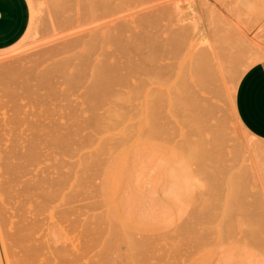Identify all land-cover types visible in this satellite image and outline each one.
<instances>
[{"label": "rangeland", "instance_id": "374dc122", "mask_svg": "<svg viewBox=\"0 0 264 264\" xmlns=\"http://www.w3.org/2000/svg\"><path fill=\"white\" fill-rule=\"evenodd\" d=\"M84 1L28 0L0 50L1 264H264V141L234 108L264 61V0Z\"/></svg>", "mask_w": 264, "mask_h": 264}, {"label": "crops", "instance_id": "0c3cea01", "mask_svg": "<svg viewBox=\"0 0 264 264\" xmlns=\"http://www.w3.org/2000/svg\"><path fill=\"white\" fill-rule=\"evenodd\" d=\"M30 18L28 0H0V50L21 41L30 25ZM234 108L243 128L264 141V61L253 64L241 78Z\"/></svg>", "mask_w": 264, "mask_h": 264}, {"label": "bare ground", "instance_id": "6f19581e", "mask_svg": "<svg viewBox=\"0 0 264 264\" xmlns=\"http://www.w3.org/2000/svg\"><path fill=\"white\" fill-rule=\"evenodd\" d=\"M71 1H74V0H71ZM76 1L80 4V6H85V1H84V0H83V1H81V0H80V1H79V0H76ZM90 1H91V0H90ZM92 1L95 2L94 0H92ZM99 1H101V0H99ZM80 2H81V3H80ZM83 2H84V3H83ZM87 2H89V0H87L86 3H87ZM75 3H76V2H75ZM95 3H96V2H95ZM95 3H92V2H91V5H92V4L94 5ZM107 3H109V0H108V2H107V1L105 2V1H104V4H107ZM79 4H78V6H79ZM81 4H82V5H81ZM98 5H100V3H99ZM80 6H79V7H80ZM87 6H88V5H87ZM94 6H95V5H94ZM93 8H94V9L96 8L95 10H97V6H95V7H93ZM98 9H99V6H98ZM106 9H107V8H106ZM104 10H105V9H104ZM107 10H109V9H107ZM100 11H101V10H100ZM80 12H81V11H80ZM82 12H84L85 14L89 13L87 10L85 11L84 9H82ZM92 12H93V11H92ZM107 13H108V12H107ZM82 14H83V13H82ZM102 14H103V12H102ZM77 16H78V15H77ZM81 17H82V16H81ZM87 17L89 18V15H88ZM102 17H103V16H102ZM93 18H94V17H93ZM96 18H98V17H96ZM152 18H153V17H152ZM74 19H75V18H74ZM82 19L84 20V18H82ZM82 19H81V20H82ZM207 19H208V18H207ZM75 20H76V19H75ZM147 20H148V19H147ZM155 21H156V20H155ZM75 22H76V21H75ZM81 22H82V21H81ZM92 22H94V20H93ZM97 22H98V21H97ZM84 23H85V21H84ZM84 23H83V24H84ZM195 23H196V22H195ZM86 25H87V24H86ZM144 25H145V24H144ZM157 25H160V24H157ZM74 26H75V25H74ZM78 27L81 28V26H78ZM86 27H87V26H85V28L82 27L81 29H83V31L85 32V34H86V33H90V32H88V30H86ZM92 27H93V25H92ZM100 28H101V27H100ZM75 29H76V31H77V30H80V29H78L77 27H76ZM88 29H89V28H88ZM96 29H97V28H94V31H95ZM119 29H120V28H119ZM121 29H123V28H121ZM92 30H93V29H92ZM157 30H158V29H157ZM83 31H82V32H83ZM94 31H93V32H94ZM97 31H98V30H96L95 32H97ZM120 31H121V30H120ZM124 31H125V33H126V29H124ZM124 31H123V32H124ZM84 32H83V35H84ZM77 33H78V32H76V33L74 32L75 35H76ZM79 33H80L79 36H83V35L81 34V32H79ZM79 33H78V34H79ZM117 33H119V31H118ZM156 33H157V32H156ZM109 34H110V33H109ZM109 34L106 35V36H107V37H106V40H107V38L109 37ZM111 34H112V32H111ZM119 34H120V33H119ZM97 35H99V33H98ZM123 35H124V34H123ZM152 35H153V33H152ZM155 35H156V34H155ZM157 35H158V34H157ZM79 36H77L78 39H79ZM84 36H85V35H84ZM84 36H83V37H84ZM94 36H95V35H94ZM110 36H111V35H110ZM112 36H113V35H112ZM112 36H111V37H112ZM119 36H120V35H119ZM125 36H126V35H125ZM149 36H150V35H149ZM158 36H159V35H158ZM86 37H87V36H86ZM98 37L101 38L100 36H96V39H97ZM120 37H121V36H120ZM122 37H124V36H122ZM122 37H121V38H122ZM153 37H154V36H153ZM117 38H118V37H117ZM117 38H115V41H117V40H116ZM128 38H129V39H128ZM128 38H125V39L122 38V39H124V40L127 39V42H128V41L130 40V37H128ZM134 38H135V37H134ZM134 38H133V40H132V38H131V40H130V44L133 43L134 41H138V40H139L138 38H137L138 40H137L136 38H135L136 40H134ZM140 38H141V37H140ZM142 38H143V37H142ZM156 38H157V36H156ZM74 39H76V38H74ZM83 39H84V38H83ZM119 39H120V38H119ZM70 40H71V39H70ZM79 40H80V39H79ZM81 40H82V39H81ZM92 40H93V38L91 39V43H92ZM109 40H110V38H109ZM109 40H107V42H106L104 45H107V43H108ZM82 41H83V40H82ZM94 41H95V40H94ZM94 41H93V42H94ZM97 41H98V40H97ZM99 41L101 42V40H99ZM99 41H98V43H99ZM110 41H111V40H110ZM120 41H123V40H120ZM120 41H119V40L117 41L118 44H119ZM141 41H142V40H141ZM146 41H147V40H146ZM68 42H69V41H68ZM76 42H78V41H76ZM76 42H75V44H76ZM124 42H125V41H124ZM144 42H145V41H144ZM164 42H165V41H164ZM166 42H168L167 39H166ZM213 42H214V40H213ZM86 43H87V42H86ZM86 43H85V45H87ZM96 43H97V42H96ZM103 43H104V42H103ZM110 43H113V41H111ZM125 43H126V42H125ZM136 43H137V42H135V43H133V44H136ZM151 43H153V42H151ZM155 43H156V42H155ZM160 43H161V42H160ZM160 43H159V44H160ZM73 44H74V42H73ZM93 44L95 45V43H93ZM118 44H117V45H118ZM122 44H123V47H124V46H125L124 43H122ZM122 44H121V45H122ZM128 44H129V43H128ZM128 44L126 43V46H128ZM133 44H131V45H133ZM137 44L140 45L141 42H140V44H139V43H137ZM147 44H148V43H147ZM162 44H163V43H161V45H162ZM167 44H168V43H167ZM89 45H90V46H88V47H90V48L87 47V50H90V49L92 48V46H94V45H91V44H89ZM164 45H165V44H164ZM164 45H163V46H164ZM70 46H71V45H70ZM77 46H78V45H76V47H77ZM79 46H80V45H79ZM81 46H82V45H81ZM81 46H80V47H81ZM154 46H155V44H154ZM65 47H66V46H65ZM71 47H72V46H71ZM71 47H69V45H68V48H71ZM94 47H95L96 50H97V47H96V46H94ZM121 47H122V46H121ZM148 47H149V46H148ZM150 47H151V46H150ZM214 47H215V46H214ZM68 48L66 47V50H65V51H67ZM95 48H92V51H90V54H91V52H93V51L95 50ZM103 48H104V47H103ZM154 48H155V47H154ZM122 49H123V48H122ZM155 49H157V48H155ZM172 49H173V48H172ZM74 50H75V46H74ZM127 50H128V49H126V51H125V49H124V51H125L126 53H127ZM120 51H121V49H120ZM84 52H85V51H84ZM97 52H98V50H97ZM121 52H122V51H121ZM134 52H135V51H134ZM140 52H141V51H140ZM162 52H164V51H162ZM165 52H166V51H165ZM207 52H208V51H207ZM67 53H70V52H67ZM88 53H89V51L87 52V54H88ZM122 53H123V52H122ZM123 54H125V53H123ZM162 54H164V53H162ZM200 54H201V53H200ZM202 54H203V53H202ZM83 55H84V53H82V57H81L82 59H84V58H83ZM101 55H102V54H101ZM177 55H178V54H177ZM91 56H92V55H91ZM125 56H126V55H125ZM197 56H198V55H197ZM71 57H72V56L69 57L68 61H70V63H71V61H72L71 65H73V63H74V61H75L76 59H73L74 57H72V58H71ZM84 57H85V56H84ZM88 57H90V56L88 55ZM108 57H109V56H108ZM110 57H111V56H110ZM70 58H71V59H70ZM76 58H77V57H76ZM90 58H91V57H90ZM148 58H149V57H148ZM150 58H151V57H150ZM150 58H149V59H150ZM206 58H207V57H206ZM72 59H73L74 61H73ZM79 59H80V58L78 57L77 60H79ZM82 59H80V60H82ZM85 59H87V60L89 61L88 58H85ZM85 59H84V60H85ZM170 59H171V58H170ZM201 59H202V58H201ZM219 59H220V58H219ZM80 60H79V62H80ZM84 60H82V61H83V64H84V66H85V64H86L85 61H86V60H85V61H84ZM104 60H105V59H104ZM146 60H147V59H146ZM204 60H206V59H204ZM82 61H81L80 63H82ZM92 61H93V60L89 61L90 64H92ZM224 61H225V60H224ZM84 62H85V63H84ZM89 62H88V63H89ZM154 62H158V61H154ZM209 62H210L209 60L203 62L201 68L199 67L200 65L198 66V65L196 64V65L198 66L197 69H199V68L202 69V70H200V69H199V70H196L197 72L199 71L198 74H197V75H198V79H202L201 74H202V72H204V74H202V76L204 75L205 77L203 76V79H202V80H204V79L207 80V81L204 82V83L202 82V83H203V86L201 85V86H202V89H203V90H204V89L206 90V91L204 90L205 92L208 91L207 89H209L210 84H211V85L213 84V81L216 82V81L213 79L214 76H211V74L213 75V72H212L213 69H212V68H211V70L209 69V68H210L209 64L211 63V62H210V63H209ZM148 63H149V62H148ZM150 63H152V61H150ZM59 64H60V63H59ZM90 64H89V65H90ZM212 64H213V63H212ZM220 64H221V63H220ZM68 65H70V64H68ZM79 65H80V66H79ZM213 65H215V64H213ZM221 65H222V64H221ZM59 66H61V64H60ZM81 66H83V65H81V64H77V65H76V64H75V67H76L75 69H77V67H80V69H81V68H82ZM86 66H87V65H86ZM86 66H85V67H86ZM101 66H102V65H101ZM103 66H105V65H103ZM161 66H162V65H161ZM168 66H169V65H168ZM172 66H173V65H171V67H172ZM194 66H195V65H194ZM217 66H218V65H217ZM224 66H225V67H224V68L222 67V68L227 70V68H226L227 66H226V65H224ZM70 67H71V66H70ZM169 67H170V66H169ZM213 67H214V66H213ZM96 68H97V67H96ZM102 68H104V67H102ZM105 68H106V67H105ZM174 68H175V67H174ZM54 69H55V68H54ZM98 69H99V68H98ZM100 69H101V68H100ZM169 69H170V68H169ZM171 69H173V67H172ZM102 70H103V69H102ZM161 70H162V68H161ZM215 70H216V68H215ZM217 70H218V69H217ZM78 71H80V70H78ZM96 71H97V70H95V72H96ZM98 71H99V70H98ZM183 71H184V69H183ZM200 71H202V72L200 73ZM210 71H211V73H210ZM221 71H222V69H221ZM104 72H105V69H104ZM218 72H219V71H218ZM101 73H102V72H101ZM105 73H106V72H105ZM167 73H168V72H167ZM180 73H181V71H180ZM50 74H51V73H50ZM98 74H99V73H98ZM95 75H96V74H95ZM181 75H182V78H184V77H183L184 73H182ZM28 76H29V75H28ZM209 76H210V77H209ZM41 77H42V76H41ZM43 77H44V76H43ZM45 77H46V76H45ZM200 77H201V78H200ZM212 77H213V78H212ZM219 77H220V75H219ZM48 78H49V77H48ZM209 78H211V79H209ZM42 80H43V79H42ZM42 80H41V82H42ZM48 80H49V79H48ZM48 80H47V81H48ZM179 80H180V79H179ZM205 80H204V81H205ZM208 80H210V81H209V82H210L209 85L206 84V83H208ZM38 81H39V80H38ZM211 81H212V82H211ZM185 82H186V81H185ZM237 82H238V81H237ZM26 83H27V82H26ZM39 83H40V81H39ZM202 83H201V84H202ZM111 84H112V83H111ZM111 84H110V85H111ZM24 85H25V84H24ZM39 85H41V84H39ZM183 85H184V84H183ZM204 85H206L208 88L205 87ZM30 87H31V86H30ZM30 87H29V91L31 92ZM203 87H204V88H203ZM210 87H211V86H210ZM22 88H23V87H22ZM206 88H207V89H206ZM23 89H25V88H23ZM211 89H212V92H213L214 89H213V88H211ZM14 90H15V89H14ZM17 90H18V89H17ZM186 90H187V89H186ZM29 91H28V92H29ZM112 91H114V90H112ZM30 92H29V94H30ZM32 93H33V92H32ZM213 93H214V92H213ZM98 94H100V93H98ZM112 94H113V93H112ZM182 94H183V91H182ZM214 94H215V93H214ZM10 95H11V94H10ZM30 95H32V94H30ZM176 95H177V93H176ZM16 96L18 97V95H16ZM110 96H111V95H110ZM180 96H181V95H180ZM184 96H185V95H184ZM184 96H183V97H184ZM185 97H186V96H185ZM13 99H15V98H13ZM180 99H181V98H180ZM184 99H185V98H184ZM209 99H210V98H209ZM205 100H206V98H205ZM16 101H17V100H16ZM16 101H15V102H16ZM185 101H186V100H185ZM206 101H207V100H206ZM209 101H210V100H209ZM209 101H207V102H209ZM13 102H14V101H13ZM183 102H184V101H183ZM210 102H211V101H210ZM210 102H209V103H210ZM176 103H177V102H176ZM181 103H182V102H181ZM177 105H179V104H177ZM206 105H207V104H206ZM210 105H212V104L210 103ZM181 111H182V110H181ZM181 111H179V112L181 113ZM183 113H184V112H182V115H183ZM186 113H187V112H186ZM184 116H185V115H184ZM236 117H237V116H236ZM186 118H187V117H186ZM94 123H95V122H94ZM45 130H46V129H45ZM219 130H220V129H219ZM40 131H41V130H40ZM49 132H50V131H49ZM46 133H47V132H46ZM59 134H60V133H59ZM59 134H58V136H59ZM43 135H44V133H43ZM47 135H49L48 137H50V134L47 133ZM60 135H61V134H60ZM63 135L66 136V134H63ZM45 136H46V134H45ZM51 136H52V135H51ZM65 136H63V137L65 138ZM59 137H60V136H59ZM41 138H42V137H41ZM46 138H47V137H46ZM55 138H56V137H55ZM55 138L53 137V139H55ZM61 138H62V137H61ZM61 138H60L61 143H63V142H62V139H63V138H62V139H61ZM53 139H51V140L53 141ZM65 139H66V138H65ZM1 140H2V139H1ZM12 140H14V139H12ZM33 140H36V137H35V139L33 138L32 141H33ZM55 140H56V139H55ZM55 140H54V142H55ZM16 141H17V140H16ZM56 141H57V142H55V143L58 144V141H59V140H56ZM63 141L65 142L66 140L63 139ZM0 142H2V141H0ZM13 142H14V144L16 143L15 141H13ZM66 142H67V141H66ZM11 143H12V142H11ZM31 143H32V142H31ZM31 143L29 142V144H31ZM0 144H2V143H0ZM2 145H3V144H2ZM15 145H16V144H15ZM27 145H28V144H27ZM34 145H35V144H34ZM59 145H61V144H60V141H59ZM62 145H63V144H62ZM12 146H13V145H12ZM16 146L18 147V144H17ZM16 146H14V147H16ZM35 146H37V145H35ZM35 146H34V147H35ZM32 147H33V145H32ZM32 147H30V148H32ZM9 148H11V147H9ZM2 149H3V148H2ZM33 149H34V148H33ZM37 149H38V148H37ZM37 149L35 148V150H33V151H35V155H36V153H37V152H36ZM11 150H12V151H10V149H9V151H10L11 153H10V152H8V153L6 152L7 154L10 153L9 156H7V161L4 162L3 160H6V159H4V158H3V160H2V161H3V166H4V163H5V166H6V167H4L3 169H5V172L8 170L7 174H8V173H9V175L11 174V175L9 176V178L7 177L8 180H9V179H12V180H9V184H8V186H7V187H9V188H11V187H10V186H11L10 183H12V182L14 183V182H15V181H14V178L12 177V175H13L12 173H14V169L16 168V166H15V167H12V166H11L10 163H12V161H10V163H8V162H9L8 159H11V160H12V157L10 158V155L13 153V151H14L15 149H11ZM21 150H22V148L20 149V147H19V151H20V152H22ZM27 150H28V152L30 151V149L26 148V151H27ZM262 150H263V149H262ZM31 151H32V150H31ZM263 151H264V150H263ZM4 152H5V151H4ZM17 152H18V151H17ZM28 152H26V153H28ZM260 152H261V150H260ZM22 153H23V152H22ZM22 153H21V154H22ZM212 153H213V152H212ZM214 153H215V152H214ZM15 154H16V153H15ZM15 154H14V155H15ZM21 154L18 152V153H17V156L19 155L18 157H20ZM24 154H25V153H23V155H24ZM32 154H33V153H32ZM215 154H216V153H215ZM23 155H21V158H20L19 160H18L17 157L15 158V156H14L13 158H15V160H18V162H19L20 160H22V156H23ZM25 155H26V154H25ZM25 155L23 156V158H28V157H29V158H32V156H31L30 153L27 154L28 157H26ZM35 155L33 154V156H35ZM257 155H258V154H257ZM4 156H5V155H4ZM8 157H9V158H8ZM5 158H6V157H5ZM33 159H35V157H34ZM219 159L221 160V158H219ZM30 160L33 162L32 159H30ZM30 160H27V162H29ZM214 160H215V159H214ZM214 160H213V161H214ZM220 160H219V161H220ZM31 161H30L29 163L32 164ZM18 162L15 163V164H16L17 166H19V168H20L21 165H20V163L18 164ZM25 162H26V161H25ZM214 162H215V161H214ZM29 163L27 164L28 166L31 165V164H29ZM12 165H13V163H12ZM22 165L24 166L25 164L23 163ZM1 166H2V165H1ZM25 166H26V165H25ZM17 168H18V167H17ZM17 168H16V169H17ZM22 168H23V167L21 166L20 171L22 170ZM6 169H7V170H6ZM17 170H18V169H17ZM17 170H15V172H17ZM27 170H28V169H27ZM3 172H4V171H3ZM23 172H24V171H23ZM23 172H22V173H23ZM18 173H19V172H18ZM4 174H5V173H2V176H1V177H3ZM14 175H16V177L14 176L15 178L20 177V176H17L16 173H15ZM24 175H26V174H24ZM224 175H225V174H224ZM247 175H248V173H247ZM214 177H215V176H214ZM217 177H218V176H217ZM4 178L7 179L6 177H4ZM243 178H244V176H243ZM21 179H22V178H21ZM220 179H221V178H220ZM241 179H242V178H241ZM244 179L247 180V178H244ZM19 180H20V178H19ZM19 182H20V181L17 180V184H18ZM239 182H240V181H239ZM4 183L7 185V182H6V181H5V182L2 181V184H3V187H4V188L2 187V185H1L0 187L3 188L2 190L5 189V191H6V188H5L6 186H5ZM20 183H22V182H20ZM222 183H223V182H222ZM222 183H221V184H222ZM25 184H26V183L24 182V185H25ZM185 184H186V183H185ZM219 184H220V183H219ZM221 184H220V185H221ZM232 184H233V183H232ZM24 185H22L23 188L25 187ZM217 185H218V184H217ZM14 186H15V185H14ZM18 186H19V185H18ZM12 187H13V186H12ZM28 187L30 188V186H28ZM1 188H0V189H1ZM23 188L21 189V188L19 187L20 190H23ZM29 188H26V189H29ZM223 188H224V187H223ZM14 189H15V188H14ZM12 190H13V189H12ZM16 190H18V189H16ZM24 190H25V188H24ZM5 191H4V193H5ZM14 191H15V190H13V192H14ZM30 191H31V190H30ZM7 192H8V191H7ZM23 192H24V191H23ZM2 193H3V192H2ZM8 193H9V192H8ZM8 193H7V194H8ZM19 193H20V192H19ZM24 193H25V192H24ZM5 194H6V193H5ZM236 194H237V192H236ZM10 195H13V193L10 194ZM24 195H26V194H24ZM27 195H28V194H27ZM237 195H239V194H237ZM6 196H7V195H6ZM14 196H15V195H14ZM10 198H11V197H10ZM13 198H14V197H13ZM11 199H12V198H11ZM16 199H17V198H16ZM25 199H26V198H25ZM6 200H7V199H6ZM7 201L9 202V200H7ZM0 202H1V201H0ZM229 202H230V201H229ZM9 203H10V202H9ZM238 203H239V202H238ZM238 203H237V204H238ZM12 205H14V204H13V201L11 202V206H12ZM238 205H239V204H238ZM1 206H2V205H1ZM3 206H4V205H3ZM3 206H2V207H3ZM3 208H5V206H4ZM9 208H10V207H9ZM17 208H18V206H17ZM17 208H16V209H17ZM231 208H232V207H231ZM16 209H15V210H16ZM3 210H4V209H3ZM5 210H6V209H5ZM19 210H20V208H19ZM1 211H2V210H1ZM1 211H0V214H1V215H0V216H1V217H0V220L3 221V222L1 221V224H2V223H6V222H5L6 219H5V220H4V219H1V218H2V214H3V213L6 214L7 212L5 213V211H4L3 213H1ZM6 211H7V210H6ZM16 212H17V211H16ZM16 215H17V214H16ZM5 216H6V215H5ZM10 217H11V216H10ZM17 221H18V220H17ZM15 222H16V221H15ZM18 222H19V221H18ZM20 222H21V220H20ZM16 223H17V222H16ZM6 224H7V223H6ZM7 225H8V224H7ZM7 225H5V228H6ZM15 225H16V224H15ZM2 226H3V224H2ZM3 227H4V226H3ZM3 227H2V228H3ZM7 227H8V226H7ZM15 228H16V227H15ZM7 230H8V229H7ZM15 230H16V229H15ZM17 230H18V229H17ZM17 230H16V231H17ZM5 232H6V231H5ZM8 232H9V231H8ZM20 232H21V231H20ZM20 232H19V235H18L19 237L21 236V235H20ZM11 233H12V232H11ZM16 233H17V232H16ZM14 234H15V233H14ZM14 234L12 233V236H13ZM17 234H18V233H17ZM23 234L25 235V233H23ZM23 234H22V235H23ZM6 235H7V234H6ZM8 235H9V234H8ZM2 236H3V235H2ZM3 237H4V236H3ZM7 237H8V236H7ZM21 237H22V236H21ZM0 238H1V237H0ZM11 238H13V237H11ZM8 239H10V237H9ZM10 240H11V239H10ZM13 240H14V238H13ZM1 241H2V240H1ZM17 241H18V239H17ZM6 243H7V241H6ZM17 243H18V242H17ZM17 243H16V244H17ZM13 244H14V243H13ZM16 244H15V245H16ZM11 247H12V246H11ZM0 248H1V247H0ZM14 250H15V249H14ZM7 251H8V250H7ZM13 252H14V251H13ZM13 252H12V253H13ZM17 252H18V251H17ZM4 253H5V252H4ZM9 253H10V252H9ZM12 253H11V254H12ZM14 253L16 254V251H15ZM14 253H13V254H14ZM8 255H9V254H8ZM8 255H7V256H8ZM12 256H13V255H12ZM16 256H18V254H17ZM3 257H5V255H4ZM5 259H6V258H5ZM7 259H8V258H7ZM14 259H16V258H14ZM18 259H19V258H18ZM1 260H2V258H1ZM2 261H3V260H2ZM6 262H7V261H6ZM7 263H8V262H7ZM7 263H6V264H7ZM0 264H1V262H0Z\"/></svg>", "mask_w": 264, "mask_h": 264}]
</instances>
